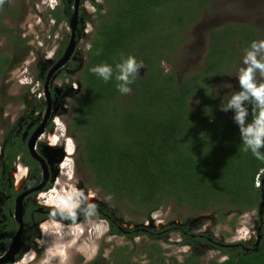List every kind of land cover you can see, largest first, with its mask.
I'll list each match as a JSON object with an SVG mask.
<instances>
[{
    "label": "trees",
    "instance_id": "obj_1",
    "mask_svg": "<svg viewBox=\"0 0 264 264\" xmlns=\"http://www.w3.org/2000/svg\"><path fill=\"white\" fill-rule=\"evenodd\" d=\"M210 1L95 2L96 23L89 46L82 54L84 59L80 60L82 55L75 53L77 57L65 66V69L77 68L80 74L68 128L78 142L77 151L91 174L93 186L122 197L133 205L134 211L138 207L147 218L151 211L168 201L199 211L225 203L238 215L257 209L264 194V161L256 159L250 151H243L234 114L220 110L222 102L228 99L218 103L210 89L212 74L231 65L241 48L258 40V33L243 24L212 29L203 67L181 81L161 64L164 56L181 42L184 26L207 8ZM69 5L70 2L62 0L61 6L51 10L56 22L71 17ZM8 40L10 52L0 54V78L30 50L18 34H9ZM122 55H134L145 63L129 95L120 94L114 79L105 83L90 72V68L102 63L114 67ZM192 98L195 105L190 101ZM5 136L0 154V192H3L0 205L8 214L12 203L4 196L14 194L6 181L13 157L22 151L23 160L31 167L37 161L19 135L6 133ZM256 175L260 178L258 184ZM82 205L92 210L99 206ZM31 209L37 220L36 205ZM30 214L27 211L24 218L28 224H31ZM185 225L160 229L144 226L126 232L131 235L145 232L161 238L174 228L183 242H206L226 254L214 264H264V215L257 220L261 227L253 246L242 240L218 242L214 236L193 233ZM18 226L9 215L3 228L0 224V230L11 234ZM36 233L35 225L27 227L25 243ZM150 259L151 264H201L193 247L181 261L166 262L151 255Z\"/></svg>",
    "mask_w": 264,
    "mask_h": 264
},
{
    "label": "rangeland",
    "instance_id": "obj_2",
    "mask_svg": "<svg viewBox=\"0 0 264 264\" xmlns=\"http://www.w3.org/2000/svg\"><path fill=\"white\" fill-rule=\"evenodd\" d=\"M40 1L5 0V3L0 6V54L10 52L8 35H15L19 31L21 36L22 34L26 35L24 43L29 45L30 49L26 59L5 72L0 78V144L4 142L5 134L11 132L15 125L17 130H21L27 120L31 119L33 123L37 122V128L39 125H42L43 128L48 117L57 113L58 130L61 128L64 135L70 139L67 141L68 145H65V149L70 147L73 153L68 156L63 152V149H59L53 157L58 158L60 164L62 158L70 161V167L68 165L66 168L64 167V173L67 171L68 175H71L67 187L71 190V194L76 193V196L75 194L71 195L70 200L76 202L77 206L72 213L67 214V217L66 214H60L59 221H63V223H59L60 226L56 225L59 226L55 230L57 234H49L50 229L47 228L51 222L45 223L47 227L43 225L42 237L37 238L39 243L35 241V245L31 244L33 249L29 250V248L27 253L14 264L29 262L26 259L30 251L29 256H32V261L28 264H44L45 260H48L49 250L57 254L48 260V264H61L63 256L67 257L64 264H118L119 262L122 264H151L150 255L157 260L164 259L166 262L181 261L190 253L191 247L194 248L201 264H214L226 257L225 253L206 242L196 244L183 242L181 234L174 228L161 238H154L145 232L138 235L126 232V229L137 227L141 229L144 226L160 229L161 224L166 226L187 224L191 232L210 234L218 242L242 240L247 245L253 246L257 233L252 218L257 209L237 215L225 203L199 211L191 209L187 205L168 201L151 211L148 218L152 216L153 219L148 220L138 207L134 211L133 205L122 197L106 193L93 186L91 174L77 151L78 142L68 128L74 111V98L77 93L75 90L78 88L74 80L79 77V70L72 68L68 73L56 72L54 78L50 77L46 84L40 81V88L36 91L37 95L29 94L30 87L26 83H22L24 80H29L30 77L34 79L38 75L39 65L43 63L41 60L46 55L53 54L54 50V53L57 54L61 48L64 50L65 46H68L71 34L68 22L60 21L53 25L50 21L51 16L48 8ZM89 2V0H82L79 5L80 12L90 21L84 24L83 34L80 35L77 42L73 41L72 47L73 51L79 50L81 54H84V50L88 46L96 23L94 7ZM84 6L89 7L86 9ZM104 8L103 5L101 12L104 11ZM227 24H243L258 33V40L264 39V0H211L207 8H203L190 23L184 26L181 32V42L164 56L161 64L166 70L174 72L177 81L199 71L204 65L210 31ZM77 33L78 31H76ZM245 49L241 48L240 55L235 57L231 61V65L224 68L222 72L212 74L210 89L218 103L227 100L231 94V89L225 88V84L230 83L234 86L232 90H238L236 76L242 66ZM74 54L75 52L72 53V55ZM83 59L84 56H81L80 60ZM24 66H26V71H24ZM144 68L140 70V74ZM55 85L61 87L60 96L63 99L61 107L55 106L51 97L49 98L52 86ZM44 86L47 90H44ZM39 92L42 95L41 99H38ZM190 101L192 105L196 104L193 98ZM32 104H34V109H31ZM57 168L60 169L59 164ZM64 173L59 177L61 183L67 181ZM32 193V189H25L22 192L24 201L38 204ZM90 199L99 205L96 210L82 205L89 203ZM259 206L261 214H264V194ZM38 212L40 211L38 210ZM0 219L4 223L7 222L6 215H0ZM110 219L113 221V227ZM71 221L75 224L68 225ZM63 224L72 230L64 227ZM75 228L76 231L73 230ZM37 230L40 235L38 226ZM51 230L54 229L51 228ZM71 231H74V236H71ZM21 233L22 229L19 236H16L15 230L10 237H7L5 243H0L3 254L12 243L19 245L13 255L20 251L23 243ZM248 235L252 236L251 242L243 240ZM71 243H73L72 247L68 246ZM60 245L64 247L61 250L59 249ZM148 249H153V251L149 252ZM9 261L11 260L7 258L3 264L4 262L9 263Z\"/></svg>",
    "mask_w": 264,
    "mask_h": 264
},
{
    "label": "flooded vegetation",
    "instance_id": "obj_3",
    "mask_svg": "<svg viewBox=\"0 0 264 264\" xmlns=\"http://www.w3.org/2000/svg\"><path fill=\"white\" fill-rule=\"evenodd\" d=\"M66 1L70 2L69 6L72 8V13H71L72 15L68 20L63 18L60 21L68 22V26L70 27V33H71L70 38L73 37V41L77 42V39L80 37V35L83 34L84 24L90 20L88 19V17L84 16L82 12H80L79 5H80L82 0H78L77 20H76V24L74 26H72L71 21H72L74 9H75L74 0H66ZM89 1H90L89 4L92 7H94V14H96L97 6L95 5V2L102 4L103 1L102 2L100 0H89ZM42 5H44L48 8V12H49L51 18L53 19V21H51V19H50V21L53 23V25L60 22V21L56 22V19L52 16L51 10L54 9L58 5L61 6L62 0H55L53 7L49 6V0H45L42 3ZM84 7L87 9L89 6H84ZM92 10H93V8H92ZM81 16H83L84 18ZM94 27H95V24H94ZM76 31H78L77 34H76ZM85 31L87 32V30H85ZM93 31H94V29H93ZM17 34L19 35V37H22V39H25L26 35L22 34V36H21L20 31L17 32ZM70 38H69V42H70ZM88 46H89V42H88ZM9 47H10V45H9ZM67 47L68 46H65L64 50H63V48H61L57 54L54 53V51H55L54 50V51H52L53 54L46 55V57L43 60H41V61H43V63H40V65H39L40 68H39L38 75L34 79L32 77H30L29 80H24V82H22V83H26L27 86L30 87L31 92L29 94L37 95L36 91L40 88V81L45 83V84L48 83L50 77L54 78V75L56 74V72L57 73L58 72L59 73H63V72L68 73V71L70 69H65L67 62H69L72 58L77 57V56H75V54L72 55V53H74V52L76 54L77 53L81 54V53L79 52V50H76V49H75V51L72 50L71 53L68 55V57L63 60V62L61 63L62 65L61 64L58 65L59 61L64 58V54L66 52ZM26 56L24 57V59H26ZM82 56H84V55H82ZM24 59H22L21 61H23ZM17 65H15V66H17ZM13 67H11V68H13ZM25 67L26 66H24V68ZM24 71H26V68L24 69ZM74 81H76V80H74ZM76 85H77L76 87H78L77 81H76ZM44 90H47L45 86H44ZM60 91H61V87L56 86V85L52 86V89L50 91V96H49V98L51 97L53 104L55 106H58V107H61L63 104V99L60 96ZM41 96L42 95L39 92L38 99H41ZM25 101H27L26 98H25ZM31 106H32L31 109L35 108L34 104H32ZM56 117H58L57 113L51 114L48 117L43 128L41 127L42 125L38 126V128H41V130H40V132H38V134L36 135V138L34 139V141L32 143V150H30L28 148V140L31 138V136L38 129L37 125H36L37 122L33 123L31 119H28L27 123H25V125L21 128V130H17L16 129L17 126L15 125L14 129H12L11 132H8V133H11L12 135H15V136L19 135L22 138V140L25 142L28 153L33 158H35L37 162L33 167H31V165L29 163H27L23 160L22 151H18L15 154V156L12 159L11 166L8 169L7 175H6L7 184L10 188H12V191L14 192V194H7L4 196V199H6V200L11 199L12 208L7 209L8 210V214H7L4 210V207L0 205V215H6L7 216V222H8L9 215H10L18 223V220L14 214L15 200H16V197L18 195L22 194V192L28 188L29 189L34 188V189H32V192H33L32 195H35L34 198L38 204H33V203L31 204L30 202L29 203L25 202L24 201L25 198H22V201H23L22 202V213H21V220L23 223L22 228H21L22 229L21 241L23 242V243L21 242L22 247H21L20 251H17L15 253V255H13V260L9 261V263L4 262V264H10V263L14 264L15 261H18V259H20L21 257H23L27 253L29 248H30L29 250L33 249L31 244L35 245L36 244L35 241L37 243H39L37 241V238L42 237L41 229H42L43 225H44V227L45 226L47 227V225L45 223L51 222L50 224H48L49 228H47V229H50L49 234H51V233L57 234L55 232V230H51V228L52 227H59L60 226L59 223H63V221H59V219H60L59 216L61 213L66 214V217H67V214L70 213L67 210L66 205L68 204V202L72 198L71 195L74 196V194H75V196H76V193L73 192L74 194H71L70 193L71 190L67 187L68 186V180H71V179H69V178H71V175L70 174L68 175L67 171H65V173H64V167L65 168L67 167L66 166L67 162H66V160H64L65 158H62V163L60 164V161L58 160V158L56 159L55 157H53L56 155L55 154V152L57 151L56 149H58V150L63 149V152H65V145H68V143L66 144V142L70 139L66 140L67 137L64 135V133L60 134L61 128L58 130V124L59 123L57 122ZM26 133H27V135H26ZM5 140H6V136H4V141ZM3 144H4V142L2 144H0V154L2 152ZM70 150H71L70 147H66V151L68 153ZM68 153H67V155H68ZM63 156L65 157L66 155L64 154ZM58 164H59L60 169L57 168ZM62 169H63V171H62ZM63 173L67 179V181H65V183H61L60 179H59V177ZM1 194H3V192H0V195ZM88 202H89L88 204L96 203L93 199H90ZM0 204H1V202H0ZM33 205H36L35 210L39 214L38 215L39 217H37L38 218L37 220L34 216L35 214H33V210L31 209V207ZM52 209H54V210H52ZM75 209H76V207L73 208L72 212ZM38 210L40 212H38ZM27 211L29 213H31L29 216V219H28L31 222V224H28L24 220L25 214ZM36 212L34 211V213H36ZM263 215L264 214H261V207L259 206L257 208V212H256L255 216L252 218L253 219V226L255 228L256 233H257V230H259V228L261 227V225H257V220L261 219V217ZM150 217L151 218H147V219H149V220L153 219L152 216H150ZM7 222L4 223L3 220L0 219L1 227L3 228L7 224ZM71 223H72V221H71ZM71 223L68 225H74L75 224V223H72V224ZM57 224H59V226H56ZM262 224H263V221H262ZM30 225H35L36 229L38 226V228L40 230V235L38 234V230H37V233L32 235L30 237L29 243L26 244L25 243L26 238H27L26 229ZM63 225H64V227H66L65 224H63ZM66 228H68V227H66ZM68 229L70 230L71 228L69 227ZM73 230L76 231V228ZM74 231H71L72 232L71 236H74ZM11 234H8L6 230L4 231V229L0 230V243L1 244L5 243L6 242L5 240L7 239V237H10ZM252 240H253L252 236H249V235L245 238V241H247V242H251ZM63 245L62 246L60 245V247H59L60 250L65 247V245H64V247H63ZM30 253H31V251L28 253V257L26 256L27 257L26 261H29V262H24L25 264H28L32 261L31 260L32 256H29ZM2 255H3L2 249L0 248V257ZM29 258H30V260H29ZM0 264H3V262Z\"/></svg>",
    "mask_w": 264,
    "mask_h": 264
},
{
    "label": "clouds",
    "instance_id": "obj_4",
    "mask_svg": "<svg viewBox=\"0 0 264 264\" xmlns=\"http://www.w3.org/2000/svg\"><path fill=\"white\" fill-rule=\"evenodd\" d=\"M5 0H0V6ZM145 67L143 61H138L134 55L121 56L119 62L113 65L108 63L98 64L90 68V72L101 78L105 83L110 80L116 81V87L121 95L132 93V85L140 76V70ZM238 90H232V84H225L224 87L231 89L226 103L222 102L220 110L231 111L234 122L238 125L244 152H251L252 155L264 161V39L254 40L245 49L242 66L239 68L237 76ZM64 131H60L63 134ZM67 137L66 140H68ZM67 143V142H66ZM67 155V151L65 149ZM73 153L69 151L68 156ZM70 167L69 159L66 161ZM66 165V166H67ZM74 201H69L66 205L71 213L76 207ZM246 237L243 238L245 240ZM57 253L49 250L50 260ZM67 257L63 256L61 264ZM45 260L44 264H48Z\"/></svg>",
    "mask_w": 264,
    "mask_h": 264
},
{
    "label": "water",
    "instance_id": "obj_5",
    "mask_svg": "<svg viewBox=\"0 0 264 264\" xmlns=\"http://www.w3.org/2000/svg\"><path fill=\"white\" fill-rule=\"evenodd\" d=\"M77 4H78V0H74V13H73V17H72V26H74L76 24V20H77ZM72 47H73V37L70 38V42L68 44V47L66 48V52L64 54V58L62 60L59 61L58 65L61 64L63 62L64 59H66L68 57V55L71 53L72 51ZM41 128H38L36 130V132L31 136V138L28 140V148L30 150H32V143L34 141V139L36 138V135L38 134V132H40ZM58 150V149H56ZM34 189V188H31ZM22 194L18 195L16 197L15 200V217L18 220L19 226L18 229L16 230V236H19V233L21 231L22 228V220H21V213H22ZM261 203V202H260ZM18 240V239H16ZM16 242V241H15ZM18 242V241H17ZM19 247V245H16L15 243H12L9 247V249H7V251L5 252V254H3L0 257V263L3 262L5 259H9V260H13V254L14 252L17 250V248Z\"/></svg>",
    "mask_w": 264,
    "mask_h": 264
},
{
    "label": "built area",
    "instance_id": "obj_6",
    "mask_svg": "<svg viewBox=\"0 0 264 264\" xmlns=\"http://www.w3.org/2000/svg\"><path fill=\"white\" fill-rule=\"evenodd\" d=\"M44 1H45V0H41L40 2L43 3ZM54 2H55V0H52V1L49 0V6H50V7H53V6H54ZM51 21H53L52 18H51ZM255 181H256V182H255L256 184H258V183L260 182L259 175H256V177H255ZM148 220H149V219H148ZM148 220H147V221H148ZM163 226H166V225H162V224H161L160 227H163ZM254 244H255V240H254Z\"/></svg>",
    "mask_w": 264,
    "mask_h": 264
},
{
    "label": "bare ground",
    "instance_id": "obj_7",
    "mask_svg": "<svg viewBox=\"0 0 264 264\" xmlns=\"http://www.w3.org/2000/svg\"><path fill=\"white\" fill-rule=\"evenodd\" d=\"M71 193V192H70ZM65 196V195H64ZM62 198V197H61ZM63 199V198H62ZM59 204V203H58ZM59 227H52V229L57 230ZM61 240V239H60ZM68 244V243H67ZM65 245V243H64ZM73 243L69 244L68 246L72 247Z\"/></svg>",
    "mask_w": 264,
    "mask_h": 264
}]
</instances>
